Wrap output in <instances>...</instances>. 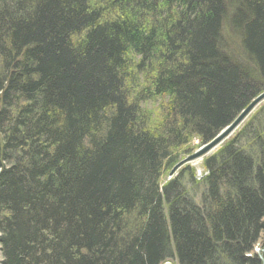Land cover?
Wrapping results in <instances>:
<instances>
[{
  "label": "trees",
  "instance_id": "16d2710c",
  "mask_svg": "<svg viewBox=\"0 0 264 264\" xmlns=\"http://www.w3.org/2000/svg\"><path fill=\"white\" fill-rule=\"evenodd\" d=\"M263 92L264 0H0L1 264H264V105L161 182Z\"/></svg>",
  "mask_w": 264,
  "mask_h": 264
},
{
  "label": "rangeland",
  "instance_id": "374dc122",
  "mask_svg": "<svg viewBox=\"0 0 264 264\" xmlns=\"http://www.w3.org/2000/svg\"><path fill=\"white\" fill-rule=\"evenodd\" d=\"M264 105V102H262L260 105H258L254 111L248 116V118L242 123V125L239 127V129L255 114L257 113L260 108ZM239 129H237L233 134L232 136L237 132L239 131ZM229 140L226 139L222 144L216 146L215 148H213L212 150L208 151L206 154H204L202 157H200L199 159L195 160V161H191V162H185L184 164L181 165L180 169L174 174V175H170V171L169 172H166L163 177H162V184H164L165 182H167L168 180L172 179L173 177L177 176L180 172L181 169H185V168H189L191 170L194 171V177H195V180L196 181H202V179L204 178V175L207 173L206 169L204 168V163H205V160L216 154L220 149L221 147L224 145V143ZM210 143V142H209ZM204 145H207V144H204ZM203 144H200V142H197L196 140H194V142H192V145H191V148H193L194 150L190 153V154H186V155H181L178 160V163L176 164L179 165L181 163H183L185 161V159H187L188 157H191L192 155L195 154V152L197 150H199L200 148H202L204 146ZM173 170V169H172ZM255 253L256 254H259L261 253L260 252V247L259 245L255 248ZM1 261H2V255H1V252H0V264H1ZM173 264H178L176 261H172Z\"/></svg>",
  "mask_w": 264,
  "mask_h": 264
},
{
  "label": "water",
  "instance_id": "95a60500",
  "mask_svg": "<svg viewBox=\"0 0 264 264\" xmlns=\"http://www.w3.org/2000/svg\"><path fill=\"white\" fill-rule=\"evenodd\" d=\"M262 102H264V92L261 93L256 99H254L248 107H246L240 115L224 130L221 131V133L210 143L207 145H204L202 148L197 150L194 155L191 157H188L185 159V161L173 168L170 175H174L181 167L182 164L185 162H191L199 159L204 154H206L208 151L212 150L216 146L222 144L226 139L230 138L232 134L239 129V127L242 125V123L248 118V116L254 111V109L260 105Z\"/></svg>",
  "mask_w": 264,
  "mask_h": 264
},
{
  "label": "bare ground",
  "instance_id": "6f19581e",
  "mask_svg": "<svg viewBox=\"0 0 264 264\" xmlns=\"http://www.w3.org/2000/svg\"><path fill=\"white\" fill-rule=\"evenodd\" d=\"M220 133H221V132H220ZM220 133H219V134H220ZM219 134H218V135H219ZM218 135H217V136H218ZM217 136H216V137H217ZM216 137H215V138H216ZM215 138H214V139H215ZM214 139H213V140H214ZM194 140H196L197 142H199V140H197V139H194ZM213 140H212V141H213ZM193 142H194V141H193Z\"/></svg>",
  "mask_w": 264,
  "mask_h": 264
},
{
  "label": "built area",
  "instance_id": "2783aa9c",
  "mask_svg": "<svg viewBox=\"0 0 264 264\" xmlns=\"http://www.w3.org/2000/svg\"><path fill=\"white\" fill-rule=\"evenodd\" d=\"M167 264H170V263H167Z\"/></svg>",
  "mask_w": 264,
  "mask_h": 264
}]
</instances>
